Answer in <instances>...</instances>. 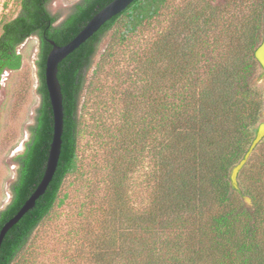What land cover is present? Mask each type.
Here are the masks:
<instances>
[{
  "label": "trees",
  "instance_id": "obj_1",
  "mask_svg": "<svg viewBox=\"0 0 264 264\" xmlns=\"http://www.w3.org/2000/svg\"><path fill=\"white\" fill-rule=\"evenodd\" d=\"M112 1L81 0L60 21L50 10L53 0H15L18 14L2 23L1 73L22 67L18 49L28 39L40 41L42 104L15 199L0 212V232L46 171L54 134L45 76L50 41L68 44ZM170 2L136 0L59 65L65 109L59 166L35 208L7 233L0 264L17 261L55 208L67 177L79 170L81 101L103 39L112 31L119 43L136 38L171 13ZM177 17L173 30L154 44L132 50L133 69L120 73L112 65L119 48L129 44H111L104 56L121 80L112 100L123 106L104 127L113 163L103 217L98 227L87 220L91 264H264V140L237 183L232 179L264 110L257 84L264 71L256 58L264 39V0H192ZM183 29L188 34L181 42ZM90 86V94L98 90Z\"/></svg>",
  "mask_w": 264,
  "mask_h": 264
},
{
  "label": "rangeland",
  "instance_id": "obj_2",
  "mask_svg": "<svg viewBox=\"0 0 264 264\" xmlns=\"http://www.w3.org/2000/svg\"><path fill=\"white\" fill-rule=\"evenodd\" d=\"M80 1L53 0L50 10L53 14L60 15L62 21ZM170 1L171 13L163 14L136 38L119 43L116 32L112 31L103 39L93 66L87 72L86 89L81 101L84 131L80 139L79 170L67 177L55 208L34 232L26 249L14 264H91L90 253L93 248L87 237V220L98 227L99 219L103 217V208L106 206L103 198L106 195L108 175L110 176L109 164L113 163V158L106 150L107 136L104 127L110 128L114 114L121 111L123 106L122 103L112 100L115 93L113 88L116 90L121 80L114 78L116 75H112L111 64L105 66L103 59L111 44H129L125 48L121 45L112 65L120 70V73L133 69L130 59L132 50H140L145 44H154L169 28L173 30L177 15L182 14L192 2ZM17 14L15 0H0V31L3 21ZM186 31L187 29L179 33L181 42L186 40ZM18 51L23 57L22 67L17 71L4 73L1 79L0 212L10 203L11 186L18 177V167L14 159L23 152L30 139L41 104L38 93L40 41L32 37L21 45ZM99 65L102 66L100 70ZM91 83L98 88L96 91L94 88L93 94H90ZM257 84L264 91V78L258 80ZM93 115L98 118V122ZM238 176L239 174L234 175L233 171L234 183H237ZM139 188L137 187V192ZM134 200L136 201V198ZM138 205H142L141 199L138 200Z\"/></svg>",
  "mask_w": 264,
  "mask_h": 264
},
{
  "label": "water",
  "instance_id": "obj_3",
  "mask_svg": "<svg viewBox=\"0 0 264 264\" xmlns=\"http://www.w3.org/2000/svg\"><path fill=\"white\" fill-rule=\"evenodd\" d=\"M136 0H114L106 7L100 10L82 29V31L68 44L64 46L57 45L54 41H50L53 46L46 62V85L52 104L54 116V134L49 152L48 162L45 174L39 186L33 192L31 197L25 202L24 206L15 217L9 220L0 232V249L2 243L9 232L18 222L32 209L35 208L37 201L45 195L49 185L54 179L57 172L59 161L62 153L63 134L65 126V109L62 85L58 78L59 65L67 57L78 50L89 39L94 37L109 21L126 11ZM256 58L264 71V39L256 52ZM264 140V123L258 128L257 137L243 160L234 170L237 175L248 163L249 159L255 152L256 148Z\"/></svg>",
  "mask_w": 264,
  "mask_h": 264
},
{
  "label": "flooded vegetation",
  "instance_id": "obj_4",
  "mask_svg": "<svg viewBox=\"0 0 264 264\" xmlns=\"http://www.w3.org/2000/svg\"><path fill=\"white\" fill-rule=\"evenodd\" d=\"M37 38V37H35ZM38 39V38H37ZM39 40V39H38ZM40 52H41V44H40ZM39 56H40V53H39ZM39 61V60H38ZM8 72V70L4 71L3 73H1V68H0V88H1V79H2V76L4 75V73ZM38 81H39V85H38V93H39V89H40V85H41V80H40V75H39V66H38ZM40 95V93H39ZM40 98H41V95H40ZM41 104H42V98H41ZM41 104H40V107L39 109L41 108ZM39 111V110H38ZM37 122V121H36ZM36 125V124H35ZM32 131L30 133V139L28 140V142L26 143L25 145V149L23 150V152L21 154H19V156L17 158L14 159V162L15 164L17 165L18 167V177L16 179V181L12 184L11 186V200H10V203L8 204V206H10L14 199H15V186H16V183L19 181L20 179V174H21V168H22V162H23V156L26 154L27 150H28V147H29V144L31 143V140H32Z\"/></svg>",
  "mask_w": 264,
  "mask_h": 264
}]
</instances>
